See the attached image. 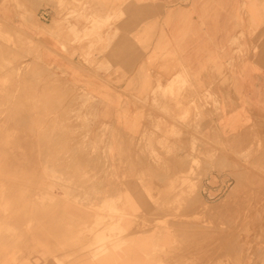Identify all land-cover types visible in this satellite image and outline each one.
I'll return each instance as SVG.
<instances>
[{"label": "rangeland", "instance_id": "obj_1", "mask_svg": "<svg viewBox=\"0 0 264 264\" xmlns=\"http://www.w3.org/2000/svg\"><path fill=\"white\" fill-rule=\"evenodd\" d=\"M11 1L21 21L0 18V264H85L81 250L97 240L114 249L119 261L110 264H264V121L246 134L214 133L230 95L225 73L198 102L188 77L156 76L149 104L145 54L137 84L105 58L123 12L102 14L97 0H39L32 8L34 0ZM137 1L158 14L197 0ZM147 16H139L141 32L164 28ZM42 35L54 37L75 67L49 63ZM138 41L146 50V38ZM218 81L226 85L219 93ZM10 198L12 207L18 202L12 211Z\"/></svg>", "mask_w": 264, "mask_h": 264}, {"label": "crops", "instance_id": "obj_2", "mask_svg": "<svg viewBox=\"0 0 264 264\" xmlns=\"http://www.w3.org/2000/svg\"><path fill=\"white\" fill-rule=\"evenodd\" d=\"M11 2L0 0V18L19 22L21 19L16 18L10 8ZM38 2L32 1L29 7H36ZM95 4L102 14H125L126 18L115 25H119L118 28H112L107 35L112 41L105 58L113 71L125 70L137 84L140 82L139 55L145 54L146 75L142 73L141 78L146 81L142 83L146 84L149 104L156 76L162 83L178 76L188 77L198 102L207 86L218 79L220 73H225L223 77L228 81L231 96L221 100V117L214 133L227 138L246 134L255 119L264 121V0H197L194 4H175V9L169 3L168 10L158 14L150 2L146 8L140 7L137 0H97ZM176 10L184 13L176 14ZM143 12L148 15L147 23L162 22L164 28L148 29L145 33L137 29ZM140 37L146 38V50L139 45ZM41 42L44 58L49 63L68 69L75 67L76 59L61 50L54 37L42 35ZM242 49L247 52L238 54ZM90 71V79L95 83L94 70ZM114 77L121 80L123 76ZM213 86L217 93L226 87L219 81ZM134 127L131 128L133 133Z\"/></svg>", "mask_w": 264, "mask_h": 264}, {"label": "bare ground", "instance_id": "obj_3", "mask_svg": "<svg viewBox=\"0 0 264 264\" xmlns=\"http://www.w3.org/2000/svg\"><path fill=\"white\" fill-rule=\"evenodd\" d=\"M36 20V19H35ZM60 35V34H59ZM62 39V38H61ZM7 48V47H6ZM2 50V49H1ZM2 52V51H1ZM5 52V51H4ZM4 54V53H3ZM3 56V55H2ZM12 58V57H11ZM170 90H171V88H170ZM173 90V89H172ZM172 90H171V92H172ZM167 96V95H166ZM44 98V97H43ZM67 98V97H66ZM146 98V97H145ZM16 100V99H15ZM42 100V99H41ZM61 100H63V99H61ZM36 101V100H35ZM64 101V100H63ZM19 102V101H18ZM40 102V101H39ZM65 102V101H64ZM165 102H166V100H165ZM168 102V101H167ZM167 102H166V104H167ZM170 103V102H169ZM36 104V103H35ZM56 104H58V103H56ZM171 105V104H170ZM42 106V105H41ZM46 106V105H45ZM163 106V105H162ZM167 106V105H166ZM218 106V105H217ZM158 107V106H157ZM179 107V106H178ZM182 107V106H181ZM31 108V107H30ZM34 108V107H33ZM43 108V107H42ZM150 108V107H149ZM162 108V107H161ZM169 108V107H168ZM35 109V108H34ZM56 109V108H55ZM60 109V108H59ZM152 109V108H151ZM33 110V109H32ZM44 110V109H43ZM53 110H54V108H53ZM52 110V111H53ZM180 110V109H179ZM36 111V110H35ZM47 111V110H46ZM57 111V110H56ZM19 112V111H18ZM61 112V111H60ZM41 113V112H40ZM183 113V112H182ZM181 113V114H182ZM180 114V113H179ZM166 115V114H165ZM22 116V115H21ZM41 116V115H40ZM13 117V116H12ZM56 117V116H55ZM14 118V117H13ZM22 118H24V117H22ZM29 119V118H28ZM37 119H38V116H37ZM53 119V118H52ZM55 119V118H54ZM31 120V119H30ZM30 120H28V121H30ZM36 120V119H35ZM41 120V119H40ZM45 120V119H44ZM47 120V119H46ZM57 119H55V121H56ZM17 121V120H16ZM173 121H175V120H173ZM8 122V121H7ZM6 122V123H7ZM12 122V121H11ZM31 123V122H30ZM55 123V122H54ZM53 123V124H54ZM12 124V123H11ZM14 124V123H13ZM32 124V123H31ZM34 124V123H33ZM32 124V125H33ZM37 124H38V122H37ZM40 124V123H39ZM38 124V125H39ZM67 124V123H66ZM175 124V123H174ZM22 125V124H21ZM24 125V124H23ZM37 125V126H38ZM41 125H42V123H41ZM51 125V124H50ZM47 126V125H46ZM55 126V125H54ZM43 127V126H42ZM8 128V127H7ZM32 128V127H31ZM60 128V127H59ZM63 128H65V127H63ZM9 129V128H8ZM38 129H39V126H38ZM49 129V128H48ZM45 130V129H44ZM9 131V130H8ZM30 131V130H29ZM49 131V133L52 131H50V129L48 130ZM165 131V130H164ZM187 131V130H186ZM26 132V131H25ZM38 132V131H37ZM39 132H40V130H39ZM46 132V131H45ZM151 132H152V130H151ZM28 133V132H27ZM47 133V132H46ZM45 133V134H46ZM87 133V132H86ZM145 133V132H144ZM150 133V132H149ZM163 133V132H162ZM183 133V132H182ZM34 134V133H33ZM53 134V133H52ZM147 134H148V132H147ZM157 134V133H156ZM160 134V133H159ZM187 134V133H186ZM27 135V134H26ZM61 135V134H60ZM146 136V135H145ZM160 136V135H159ZM27 137V136H26ZM41 137V136H40ZM47 137V136H46ZM171 137V136H170ZM32 138V137H31ZM55 138V137H54ZM14 139V138H13ZM44 139V138H43ZM48 139V138H47ZM46 139V140H47ZM185 139V138H184ZM45 140V139H44ZM17 141V140H16ZM27 141V140H26ZM29 141V140H28ZM66 141V140H65ZM167 141V140H166ZM56 142V141H55ZM170 142V141H169ZM18 143V142H17ZM30 143V142H29ZM34 143V142H33ZM140 143H142V142H140ZM41 144V143H40ZM181 144V143H180ZM27 145V144H26ZM47 145V144H46ZM56 145V144H55ZM140 145V144H139ZM40 146V145H39ZM43 146V145H42ZM21 147V146H20ZM26 147V146H25ZM57 147V146H56ZM59 147V146H58ZM141 147V146H140ZM155 147H156V145H155ZM184 147V146H183ZM52 148H54V146L52 147ZM61 148V147H60ZM63 148V147H62ZM80 148V147H79ZM45 149H47V147L45 148ZM57 149V148H56ZM38 150H40V151H42L41 149H38ZM142 150V149H141ZM182 150V149H181ZM30 151V150H29ZM28 151V152H29ZM56 151V150H55ZM178 151V150H177ZM31 152V151H30ZM35 152V151H34ZM156 152V151H155ZM42 153V152H41ZM45 153V152H44ZM142 154H143V152H141ZM145 153V152H144ZM32 154V153H31ZM48 154V153H47ZM62 155V154H61ZM152 155V154H151ZM172 155H174V152H173V154ZM50 156V155H49ZM42 158V157H41ZM49 158V157H48ZM182 158V157H181ZM55 159V158H54ZM59 159V158H58ZM148 159V158H147ZM140 162V161H139ZM42 163H44V161L42 162ZM151 164V163H150ZM48 167H50V166H48ZM58 167V166H57ZM141 167V166H140ZM13 168V167H12ZM56 168V167H55ZM18 169V168H17ZM16 169V170H17ZM57 169V168H56ZM141 169V168H140ZM48 170V169H47ZM58 170V169H57ZM62 170V169H61ZM49 171H51V170H49ZM60 171V170H59ZM63 171V170H62ZM61 171V172H62ZM18 172V171H17ZM51 173V172H50ZM131 174V173H130ZM247 174V173H246ZM46 175V174H45ZM77 175V174H76ZM139 175V174H138ZM164 175V174H163ZM236 176V175H235ZM164 177H165V175H164ZM252 179V178H251ZM13 180V179H12ZM133 180H134V178H133ZM136 180V179H135ZM164 180V179H163ZM162 180V181H163ZM161 181V180H160ZM17 183H19V182H17ZM244 183V182H243ZM21 185V184H20ZM23 185V184H22ZM31 185V184H30ZM27 186V185H26ZM39 186V185H38ZM24 187V186H23ZM72 188V187H71ZM83 188V187H82ZM262 188V187H261ZM17 189V188H16ZM84 190H86V189H84ZM240 190V189H239ZM10 191V190H9ZM70 192V191H69ZM72 192V191H71ZM163 192V191H162ZM235 192V191H234ZM32 192H30V194H31ZM240 193V192H239ZM20 194V193H19ZM171 194V193H170ZM12 196V195H11ZM107 197V196H106ZM80 198V197H79ZM197 199H198V196L196 197ZM234 198V197H233ZM249 198V197H248ZM17 199V198H16ZM10 200H11V211H12V209L15 207V206H17L16 205V202H17V200H15L16 202L15 203H13V205H14V207H12V202L14 201V198H10ZM13 200V201H12ZM20 200V199H19ZM195 200V199H194ZM191 201V200H190ZM23 201H21V202H19V203H22ZM27 202V201H26ZM32 202V201H31ZM117 202V201H116ZM120 202V201H119ZM192 202V201H191ZM3 203V202H2ZM18 203V202H17ZM25 203V202H24ZM23 203V204H24ZM98 203V202H97ZM107 203V202H106ZM114 203V202H113ZM118 203V202H117ZM152 203V202H151ZM155 203H157V202H155ZM31 205V208H33L32 207V203H30ZM48 204V203H47ZM188 204V203H187ZM186 204V205H187ZM190 204V203H189ZM20 205V204H19ZM27 205V204H26ZM33 205H34V203H33ZM46 205V204H45ZM28 206V205H27ZM42 206V205H41ZM48 206V205H47ZM111 207H112V204L110 205ZM25 207V209H26V206H24ZM188 207V206H187ZM20 208V207H19ZM21 208H23L22 206H21ZM31 208H28V210L27 211H29ZM43 208V207H42ZM77 208V207H76ZM186 208V207H185ZM197 208V207H196ZM201 208V207H200ZM8 209H10V206L8 207ZM153 209V208H152ZM182 209V208H181ZM202 209V208H201ZM4 210H6V209H4ZM22 210V209H21ZM10 210H8V212H9ZM45 211V210H44ZM47 211V210H46ZM191 211V210H190ZM14 212V211H13ZM15 212H17V207H16V210H15ZM20 214L22 213V214H24L23 212H21V211H18ZM0 213H2V212H0ZM11 213V212H10ZM28 212H26V214H27ZM187 213V212H186ZM13 214V213H12ZM165 214V213H164ZM167 214V213H166ZM253 214V213H252ZM29 216V215H28ZM80 216V215H79ZM30 217V216H29ZM108 217V216H107ZM18 218V217H17ZM26 218V217H25ZM99 218V217H98ZM105 218V217H104ZM108 218H110V216L108 217ZM114 218V217H113ZM156 218V217H155ZM222 218V217H221ZM31 219V218H30ZM52 219V218H51ZM105 219H107V218H105ZM152 219V218H151ZM257 219V218H256ZM101 220V219H100ZM103 220V219H102ZM133 220V219H132ZM214 220V219H213ZM259 220V219H258ZM27 221V220H26ZM149 221H151V220H149ZM222 221V220H221ZM30 222V221H29ZM148 222V221H147ZM15 223V222H14ZM171 223V222H170ZM10 224V223H9ZM104 224H106V223H104ZM13 225V224H12ZM30 225V224H29ZM182 225V224H181ZM238 225V224H237ZM254 225V224H253ZM20 226V225H19ZM108 226V225H107ZM261 226V225H260ZM25 227V226H24ZM26 227H27V225H26ZM152 227V226H151ZM150 227V228H151ZM208 227V226H207ZM22 228V227H21ZM29 228L30 229H32V226H29ZM37 228V227H36ZM107 228V227H106ZM147 228V227H146ZM210 228V227H209ZM253 228V227H252ZM137 229V228H136ZM42 230V229H41ZM146 230V229H145ZM209 230V229H208ZM29 231V230H28ZM137 231V230H136ZM144 231V230H143ZM257 231V230H256ZM134 232V231H133ZM178 232V231H177ZM31 233V232H30ZM234 233V232H233ZM253 233V232H252ZM255 233V232H254ZM253 233V234H254ZM15 234V233H14ZM38 234V233H37ZM207 234V233H206ZM35 234L34 233H32V237L34 236ZM91 235V234H90ZM29 236V235H28ZM39 236V235H38ZM42 236V235H41ZM48 236V235H47ZM46 236V237H47ZM208 236V235H207ZM227 236V235H226ZM256 236V235H255ZM262 236V235H261ZM120 237H123V236H120ZM205 237V236H204ZM210 237V236H209ZM224 237V236H223ZM36 238V237H35ZM34 238V239H35ZM101 238V237H100ZM103 238V237H102ZM202 238V237H201ZM232 238V237H231ZM235 239V238H234ZM240 239V238H239ZM10 240V239H9ZM103 240H105V239H103ZM231 240V239H230ZM236 240V239H235ZM11 241V240H10ZM150 241V240H149ZM236 242V241H235ZM234 242V243H235ZM259 242V241H258ZM7 243V242H6ZM91 243V247L90 248H88V249H84V248H82V250H81V253H84V254H87L89 257H87L85 260H87V262L85 263V264H110L109 262H111L112 260H116V261H119V259L118 258H114L113 259V257L111 256V254H115V252H113L114 251V249L112 250L111 248H109V243L108 242H103V241H101V240H97V241H95L94 243L91 241L90 242ZM111 243V242H110ZM8 244V243H7ZM255 244V243H254ZM253 244V245H254ZM20 245V244H19ZM179 245V244H178ZM227 245H230V244H227ZM22 246V245H21ZM181 246V245H180ZM252 246V245H251ZM233 247V246H232ZM247 247V246H246ZM259 247V246H258ZM227 248V247H226ZM235 248V247H234ZM28 249V248H27ZM92 249V250H91ZM95 249L97 250L96 252H95ZM181 249V248H180ZM243 249V248H242ZM241 249V250H242ZM94 250V254H92V251ZM153 250V249H152ZM155 250V249H154ZM220 250V249H219ZM227 250V249H226ZM240 250V249H239ZM246 250V249H245ZM101 251H104V253L103 254H101V256H95V255H97V254H99ZM151 251V250H150ZM157 251H158V249H157ZM156 251V252H157ZM161 251H163V249L161 250ZM218 251V250H217ZM223 251H225L224 249H223ZM228 251V250H227ZM232 250H230V252H231ZM25 252V251H24ZM77 252V251H76ZM155 252V251H154ZM208 252V251H207ZM226 252V251H225ZM224 252V253H225ZM229 252V251H228ZM233 252H236L237 253V251L234 249L233 250ZM240 252V251H239ZM78 253H80L79 251H78ZM147 253H149V252H147ZM152 253V252H151ZM158 253H160V252H157V254ZM222 253V252H221ZM221 253H220V255H221ZM243 253H244V251H243ZM257 253V252H256ZM91 256H90V255ZM155 254V253H154ZM182 254V253H181ZM216 254V253H215ZM223 254V253H222ZM230 254V253H229ZM228 254V255H229ZM233 254H235V253H233ZM231 255V256H234V255ZM81 255V254H80ZM149 255H151V254H149ZM108 256H110V257H112L111 259H110V257H109V259H108ZM152 256V255H151ZM154 257H155V255H153ZM157 256V255H156ZM181 256V255H180ZM222 256V255H221ZM230 256V255H229ZM258 256V255H257ZM239 257V256H238ZM151 258V257H150ZM158 258V257H157ZM157 258H155V259H157ZM179 258V257H178ZM228 258V257H227ZM154 259V258H153ZM205 259V258H204ZM207 259V258H206ZM214 259V258H213ZM218 259V258H217ZM251 259V258H250ZM144 260H146V259H144ZM143 260V261H144ZM151 260V259H150ZM170 260V259H169ZM208 260V259H207ZM261 260V259H260ZM140 261V260H139ZM231 261V260H230ZM240 261H241V259H240ZM258 261V260H257ZM56 262V261H55ZM60 262V261H59ZM148 262V261H147ZM153 262V261H152ZM221 262V261H220ZM224 262V261H223ZM119 263H121V262H119ZM140 263V262H139ZM144 263H146V262H144ZM150 263H151V261H150ZM155 263V262H154ZM153 263V264H154ZM236 263V262H235ZM133 264V263H132ZM137 264V263H136ZM208 264V263H207ZM217 264V263H216Z\"/></svg>", "mask_w": 264, "mask_h": 264}]
</instances>
